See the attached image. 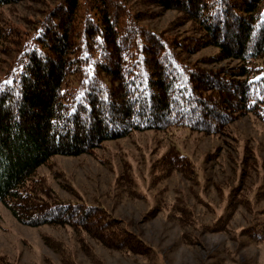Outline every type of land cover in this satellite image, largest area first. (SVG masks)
<instances>
[{
    "label": "trees",
    "instance_id": "16d2710c",
    "mask_svg": "<svg viewBox=\"0 0 264 264\" xmlns=\"http://www.w3.org/2000/svg\"><path fill=\"white\" fill-rule=\"evenodd\" d=\"M22 1L0 0V11ZM52 2L27 35L0 29V52L13 45L0 68V203L23 224L68 225L126 249L129 237L114 240L103 212L54 196L38 168L135 131L222 134L248 114L264 125V0ZM151 7L177 10L171 26L188 22L198 36L143 24L156 15ZM210 45L213 58L187 57ZM229 60L235 64L205 67ZM162 159L167 169L191 164L172 150ZM243 232L264 241L261 224ZM0 264L11 263L0 256Z\"/></svg>",
    "mask_w": 264,
    "mask_h": 264
},
{
    "label": "rangeland",
    "instance_id": "374dc122",
    "mask_svg": "<svg viewBox=\"0 0 264 264\" xmlns=\"http://www.w3.org/2000/svg\"><path fill=\"white\" fill-rule=\"evenodd\" d=\"M52 3L25 0L4 8L0 29H15L21 38ZM151 12L156 15L143 24L198 36L188 22L171 26L179 19L177 10L151 7ZM3 45L1 70L13 48L9 41ZM217 52L210 45L187 57L208 60ZM171 150L186 156L188 168L164 166L162 158ZM37 175L54 196L97 207L114 223L107 232L114 240L124 233L133 249L111 248L68 225L23 224L0 203V256L11 264H264V241L243 232L253 224L264 227V125L253 114L234 120L222 134L135 131L91 153L55 155ZM225 214L222 230L212 231Z\"/></svg>",
    "mask_w": 264,
    "mask_h": 264
}]
</instances>
